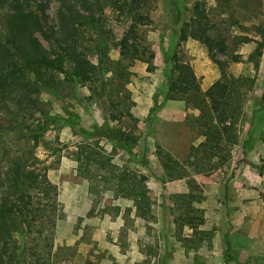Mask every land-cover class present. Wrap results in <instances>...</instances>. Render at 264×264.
<instances>
[{
  "label": "rangeland",
  "instance_id": "rangeland-1",
  "mask_svg": "<svg viewBox=\"0 0 264 264\" xmlns=\"http://www.w3.org/2000/svg\"><path fill=\"white\" fill-rule=\"evenodd\" d=\"M45 1L50 21L56 24L58 3ZM144 1L149 22L140 28L151 64L138 62L129 70L130 100L124 108L129 104L133 118L114 112L108 88L100 100L83 85L74 91L68 87L60 95L63 104L28 86L21 104L24 113L11 101H0V163L31 151L49 165L48 177L59 200L52 264H264V0ZM6 12L8 8H0V19ZM200 13L206 16L199 18L201 27H209L212 37H223L228 45V54L218 53L217 58L228 62L225 72L239 79L246 95L237 125L238 144L223 166L194 175L195 184L189 186L187 180L163 184L154 143L184 162L200 141L191 125L197 111L181 101H167L157 110L168 82L165 53L176 46L181 23ZM99 17L110 45L130 25L124 13L113 8ZM246 40L250 42L238 44ZM260 42L263 47L257 56ZM179 50L202 91L222 76L202 43L189 39ZM110 56L120 61L117 50ZM88 58L97 62L95 52ZM63 106L93 135L122 128L137 144L128 152L102 136L77 135L55 120L45 123L47 115L65 119ZM32 129L37 131L35 139ZM127 175L137 176L147 187L152 203L147 220L137 217L134 202L125 196L121 178ZM188 193L199 197L193 208L201 220L195 228L181 229L175 224L176 210L182 207L178 197ZM245 236L253 239L248 242Z\"/></svg>",
  "mask_w": 264,
  "mask_h": 264
},
{
  "label": "trees",
  "instance_id": "trees-1",
  "mask_svg": "<svg viewBox=\"0 0 264 264\" xmlns=\"http://www.w3.org/2000/svg\"><path fill=\"white\" fill-rule=\"evenodd\" d=\"M55 1L58 3L57 23L52 24L45 0H0V8H8L0 19V101L3 104L11 101L18 111L24 113L21 104L27 97L28 86L37 89L36 93L44 90L63 104L65 100L60 95L68 87L74 91L78 85H83L91 96L100 100L108 88V100L114 112L121 117L133 118L129 104L124 108L126 101L130 100L127 89L129 70L138 62L151 64L140 28L149 22L143 13L145 1ZM106 8L124 13L130 21L123 37L112 45L99 17ZM199 18L205 20L206 16L200 13L189 22L181 23L176 46L172 52L165 53L168 82L163 103L157 110L167 101H181L197 111L198 115L192 116L191 125L200 141L190 148L184 162L154 143V156L163 171V184L176 180H187L189 186L195 184L194 175L223 166L231 158L232 147L238 144L237 125L243 114L246 95L239 86V79L225 72L228 62L217 58L218 53L228 54L225 40L212 37L211 29L201 27ZM189 39L202 43L210 60L222 72L220 79L205 92L179 50ZM256 44V55L260 56L263 44ZM112 50L118 51L120 61L111 58ZM90 52L97 56L95 64L89 61ZM111 118L120 121L115 115ZM43 120L47 124L50 120L62 123L61 127H69L77 135L102 136L114 147L128 152L137 144L132 133L122 128L109 135H102L101 131L93 135L83 129L76 115L68 110L61 121L60 117L48 115ZM47 124L43 127L45 131L49 128ZM36 132L35 129L30 131L33 139ZM187 166L193 171H188ZM199 167L203 169L196 170ZM50 170L46 161L38 159L31 151L9 156L5 163H0V264H52L59 200L58 189L48 177ZM121 181L126 184L123 191L126 198L134 202L137 217L147 220L152 203L146 185L131 175L126 179L122 177ZM178 198L182 207L176 210V226L195 228L201 217L194 215L193 203L199 197L188 193Z\"/></svg>",
  "mask_w": 264,
  "mask_h": 264
},
{
  "label": "crops",
  "instance_id": "crops-1",
  "mask_svg": "<svg viewBox=\"0 0 264 264\" xmlns=\"http://www.w3.org/2000/svg\"><path fill=\"white\" fill-rule=\"evenodd\" d=\"M223 200V202H224V200H225V197L222 199ZM230 206V205H229ZM249 238H251V239H253L252 238V236H245V240H247L248 242H250V240H249ZM259 238V236L257 235V237H256V239H258ZM263 238V236L261 235V238L260 239H262Z\"/></svg>",
  "mask_w": 264,
  "mask_h": 264
}]
</instances>
